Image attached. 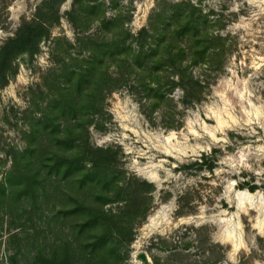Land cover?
I'll return each mask as SVG.
<instances>
[{"label":"rangeland","instance_id":"obj_1","mask_svg":"<svg viewBox=\"0 0 264 264\" xmlns=\"http://www.w3.org/2000/svg\"><path fill=\"white\" fill-rule=\"evenodd\" d=\"M42 1L0 0V48L34 19ZM71 1L61 5L52 37L40 43L35 56L18 57L16 75L0 89V180L11 167V153L25 146L28 92L53 67L52 39L75 42L65 16ZM177 1L121 0L133 10L128 25L133 33L162 2ZM192 1L211 21L210 32L223 39L224 50L219 69L210 64L193 69L208 83L198 102L182 104L176 90L152 113L146 101L141 104L137 95L121 89L105 99V129H89L94 147L115 154L118 171L154 187L145 218L138 215L133 222L134 239L122 264H239L243 257L247 264H264V0ZM202 155L215 158L212 170L204 163L199 169L181 168L201 162ZM123 206L120 200L105 208L113 213ZM9 222L4 217L0 229V264L18 250L27 256L43 240L29 230L20 234L17 246L8 237L19 229ZM210 245L221 246L223 258L217 250L207 253Z\"/></svg>","mask_w":264,"mask_h":264},{"label":"trees","instance_id":"obj_2","mask_svg":"<svg viewBox=\"0 0 264 264\" xmlns=\"http://www.w3.org/2000/svg\"><path fill=\"white\" fill-rule=\"evenodd\" d=\"M65 1L43 0L34 19L1 46L0 89L16 75L18 57L35 56L52 37ZM132 11L121 0H72L65 16L75 30L74 44L52 39L53 67L28 92L25 146L11 153V167L0 180V229L5 217L21 231L8 237L17 246L29 230L43 240L27 256L13 252L7 264H122L128 258L133 222L145 218L154 187L118 171L115 154L94 147L89 129H105V99L121 89L146 101L152 113L176 90L182 104L198 102L208 83L193 69H219L224 52L223 39L210 32L211 21L192 0L162 2L136 33L128 28ZM173 127L179 125L167 129ZM202 157L181 168L204 163L212 170L215 158ZM120 200L124 206L117 212L105 208ZM214 250L223 258L221 246L210 245L207 253ZM247 263L245 257L239 261Z\"/></svg>","mask_w":264,"mask_h":264},{"label":"water","instance_id":"obj_3","mask_svg":"<svg viewBox=\"0 0 264 264\" xmlns=\"http://www.w3.org/2000/svg\"><path fill=\"white\" fill-rule=\"evenodd\" d=\"M139 258H140L142 261H145V260H146L145 255H140Z\"/></svg>","mask_w":264,"mask_h":264},{"label":"bare ground","instance_id":"obj_4","mask_svg":"<svg viewBox=\"0 0 264 264\" xmlns=\"http://www.w3.org/2000/svg\"><path fill=\"white\" fill-rule=\"evenodd\" d=\"M153 225H154V223H153Z\"/></svg>","mask_w":264,"mask_h":264}]
</instances>
